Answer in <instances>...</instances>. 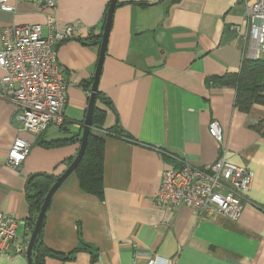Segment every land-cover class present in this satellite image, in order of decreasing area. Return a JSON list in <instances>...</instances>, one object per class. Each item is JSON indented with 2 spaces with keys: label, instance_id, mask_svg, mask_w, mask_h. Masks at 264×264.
Here are the masks:
<instances>
[{
  "label": "crops",
  "instance_id": "crops-1",
  "mask_svg": "<svg viewBox=\"0 0 264 264\" xmlns=\"http://www.w3.org/2000/svg\"><path fill=\"white\" fill-rule=\"evenodd\" d=\"M254 1L117 0L98 81L108 104H95L105 113L95 130L104 140L102 199L84 193L74 173L57 188L43 217L42 242L72 256L46 264H146L154 257L166 264H264V136L249 128L264 126V107L241 113L233 88L208 82L238 74L242 60L251 59L233 29L243 27ZM109 2L57 0L59 27L77 28L56 51L65 83L62 126L19 133L13 105L0 89V210L14 217L16 237L26 244L35 215L25 188L33 175L57 178L77 154L100 47L86 41L101 37ZM47 12L27 1L13 13L0 10V33L12 25H40L46 36ZM212 122L221 128L220 144L208 134ZM110 130L127 137L106 136ZM17 136L29 142L30 152L12 170L6 157ZM222 155L253 174L239 218L155 204L163 170L183 163L204 168ZM0 264H27L26 256L11 249Z\"/></svg>",
  "mask_w": 264,
  "mask_h": 264
},
{
  "label": "built area",
  "instance_id": "built-area-1",
  "mask_svg": "<svg viewBox=\"0 0 264 264\" xmlns=\"http://www.w3.org/2000/svg\"><path fill=\"white\" fill-rule=\"evenodd\" d=\"M42 4L48 11L42 36L40 25L4 27L0 33V89L13 105V118L19 133L41 134L63 124L65 83L57 61V45L72 39L77 28L59 27L57 0H0V10L13 13L18 2ZM251 59L264 56V0L246 6L243 27L233 29ZM209 136L218 144L222 131L218 123L208 126ZM30 152V144L17 136L8 149L6 165L20 167ZM253 174L229 162L224 155L204 168L186 163L165 169L154 195L157 206L169 211L185 206L197 215L219 214L236 220L243 210V196L249 191ZM17 221L0 210V256L14 249L26 255L27 244L17 239ZM146 264H166L157 257Z\"/></svg>",
  "mask_w": 264,
  "mask_h": 264
},
{
  "label": "trees",
  "instance_id": "trees-1",
  "mask_svg": "<svg viewBox=\"0 0 264 264\" xmlns=\"http://www.w3.org/2000/svg\"><path fill=\"white\" fill-rule=\"evenodd\" d=\"M100 42V36H91V38L86 41V44L99 45ZM208 82L219 87L233 88L235 90L234 107L241 113H248L254 105L264 107V58L255 60L244 58L238 74H225L220 77H210L208 78ZM100 100H103L105 105L108 104V102L104 101L97 92L95 104ZM104 115L105 113L94 105L92 128L87 138L83 156L73 171L80 189L84 193L93 195L99 200L102 199L103 192L102 165L104 140L102 135L97 134L95 130L99 129L103 124ZM249 128L262 133L264 136V126L262 122H257L256 124L249 126ZM117 134L118 133L113 130L105 133L106 136L127 137L122 133ZM70 142H73V139H69L65 142L57 141L55 144L52 143L45 146H56L60 144H68ZM55 179L56 178L53 176L46 174L33 175L32 178L29 179L25 188V198L29 207V213L32 216L35 215L30 219V229L33 227L44 196L54 183ZM42 227L43 221L31 250L32 264H46L48 259L61 261L71 260L72 254L63 255L55 253L45 247L42 242ZM91 261H94V258H92Z\"/></svg>",
  "mask_w": 264,
  "mask_h": 264
},
{
  "label": "water",
  "instance_id": "water-1",
  "mask_svg": "<svg viewBox=\"0 0 264 264\" xmlns=\"http://www.w3.org/2000/svg\"><path fill=\"white\" fill-rule=\"evenodd\" d=\"M117 4V0H110L109 5L107 7L106 13L103 18V30L101 33V42H100V47H99V54H98V60L96 63V68L94 72V76L92 79L90 91H89V97H88V103H87V108H86V113L83 122L81 123L82 131H81V136L79 139V148L77 151L76 156L73 158L71 163L67 166L65 171L59 175L54 183L51 185V187L48 189L47 193L44 196L43 202L40 206V209L36 215L35 222L33 224L31 234L29 237V241L27 244V249H26V262L27 264H32L31 261V250L34 245V242L36 240V237L38 235L39 229L41 227L43 217L45 214V211L47 209V206L49 204V201L51 197L53 196L54 192L57 190V188L66 180V178L73 173L75 170L76 166L78 165L80 159L83 156L84 149L86 146L87 138L91 130V125H92V114L94 110V105H95V98L96 94L98 92V81H99V76L101 72V67H102V62L103 58L105 55L106 51V44H107V38L109 34V29H110V24H111V18L112 14L114 11V8ZM32 178V176L30 177Z\"/></svg>",
  "mask_w": 264,
  "mask_h": 264
}]
</instances>
